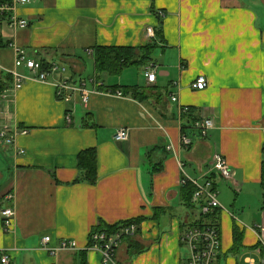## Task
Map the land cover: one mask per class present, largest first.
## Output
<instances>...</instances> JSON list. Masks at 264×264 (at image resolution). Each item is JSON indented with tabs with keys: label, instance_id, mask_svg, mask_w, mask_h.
<instances>
[{
	"label": "crops",
	"instance_id": "1",
	"mask_svg": "<svg viewBox=\"0 0 264 264\" xmlns=\"http://www.w3.org/2000/svg\"><path fill=\"white\" fill-rule=\"evenodd\" d=\"M17 9L27 28L0 22V127L16 133L13 145L0 142V253L8 250L11 264H78L101 220L141 217L138 233L117 250V264H184L181 234L190 211L183 210L182 174L201 177L218 152L234 170L232 181L216 177L218 264H263L264 0H31ZM152 42L155 82L136 67L98 73L95 46ZM16 46L29 58L65 64L76 80L95 79L87 88L97 91L87 104L78 96L64 102L53 77L30 78L15 90ZM199 75L209 81L204 90L191 87ZM135 85L148 97L122 88ZM188 107L215 126L185 147ZM119 128L129 129L127 140H115ZM87 148L97 150L95 184L74 182ZM7 206L16 211L10 233ZM158 208L165 212L155 218ZM47 235L53 243L73 239L78 249L52 255L40 248ZM87 264H103L100 254L89 249Z\"/></svg>",
	"mask_w": 264,
	"mask_h": 264
},
{
	"label": "built area",
	"instance_id": "2",
	"mask_svg": "<svg viewBox=\"0 0 264 264\" xmlns=\"http://www.w3.org/2000/svg\"><path fill=\"white\" fill-rule=\"evenodd\" d=\"M31 0H11L10 2L0 3V22L5 21L10 28L18 31L27 28L30 21L22 18L17 8L30 3ZM161 15L163 13L161 12ZM151 37H154L153 28L148 29ZM91 52V49L88 50ZM16 58L15 67L10 71L14 78L15 90L21 88L23 84L30 78L41 82L50 81L56 88L57 98L69 102L73 97H80L82 102L87 104L90 95L97 91V88H87L88 82L96 83L95 79H74L68 75L67 66L63 63L49 62L42 58H29L26 56L25 50L19 46L15 48ZM19 67H25L29 74H22L18 71ZM144 75L151 83L156 80V73L150 63L144 69ZM209 81L205 75H199L191 84L195 90H204L208 87ZM117 95L123 96L122 92ZM177 98L174 96L173 101ZM183 111H188L186 108ZM67 122H72V111H67ZM191 129L187 133H182L181 143L185 147H189L193 143V135L204 137L208 130L215 126L212 118L203 117L191 124ZM23 133L27 130L23 129ZM16 133H13L7 127H0V142L8 145L15 143ZM116 141H125L129 138L128 128H119L114 136ZM24 150H21L23 153ZM183 166V164H182ZM181 185L192 183L196 187V191L192 198L193 210H197V214H190L181 234V243L188 250L184 264H218V256L221 251V233L218 223L216 222V211L222 209V205L218 199V190L216 186V177L226 181H232L234 178V170L228 163L226 157L221 153H214L211 166L208 172L201 177H191L183 171ZM9 194V198H12ZM4 222V231L7 233L14 232L16 211L13 206H7L2 209ZM194 216V217H192ZM141 228V224L133 222L129 225L122 226L114 233L103 231H92L89 235V245L84 249H93L97 251L102 259L103 264H117L116 253L119 247L129 237L134 236ZM41 249L46 250L52 255L66 250H77L78 244L73 239H61L57 243H53L51 236H43L41 238ZM0 264H11V256L8 250L0 253ZM264 264V261H263Z\"/></svg>",
	"mask_w": 264,
	"mask_h": 264
},
{
	"label": "trees",
	"instance_id": "3",
	"mask_svg": "<svg viewBox=\"0 0 264 264\" xmlns=\"http://www.w3.org/2000/svg\"><path fill=\"white\" fill-rule=\"evenodd\" d=\"M11 0H0V3L10 2ZM156 44L154 42L149 43L145 46L134 47V46H102L97 45L93 48L94 50V60L98 73H109L118 74L122 69L126 67H136L139 69H145L152 62V54ZM12 76V75H11ZM13 77V76H12ZM1 88V87H0ZM102 88V87H101ZM125 93L134 95V97L145 96L148 97L143 90L138 85L135 86H123ZM4 90L0 89V95ZM162 94V93H161ZM160 94V95H161ZM163 96V94H162ZM187 115L189 116L182 126V133H187L191 129V124L198 120L195 115V108L188 107ZM78 175L74 182H88L90 184H95L98 181V159L97 150L95 148H87L82 150L78 154ZM262 185H263V204L262 209H264V161L262 163ZM196 191V187L192 183H187L181 186L180 195L182 203L193 210L192 198ZM160 210L165 212V209L158 208L155 209V218L158 217ZM189 210V211H190ZM192 215V212H190ZM216 220V216L214 218ZM144 218H134L125 221H121L115 224H107L104 221L92 228V231H103L107 233H114L119 230L122 226L129 225L133 222L141 224ZM91 231V232H92ZM90 243H88L89 245ZM135 243L132 247L135 248ZM87 249L80 250L78 253L80 262L78 264H87Z\"/></svg>",
	"mask_w": 264,
	"mask_h": 264
},
{
	"label": "rangeland",
	"instance_id": "4",
	"mask_svg": "<svg viewBox=\"0 0 264 264\" xmlns=\"http://www.w3.org/2000/svg\"><path fill=\"white\" fill-rule=\"evenodd\" d=\"M219 196V195H218ZM228 209H230L229 207H228ZM183 210L185 211V212H187V211H189L190 209L188 208V207H186V206H183ZM190 212H192V214H197V210H190ZM192 217H194V216H192ZM183 254H184V256H187V254H188V250L186 249V247H184L183 248Z\"/></svg>",
	"mask_w": 264,
	"mask_h": 264
}]
</instances>
